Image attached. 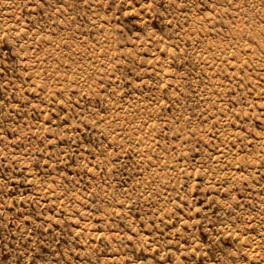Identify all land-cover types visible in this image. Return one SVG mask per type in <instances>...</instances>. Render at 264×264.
Wrapping results in <instances>:
<instances>
[{"label":"rangeland","instance_id":"obj_1","mask_svg":"<svg viewBox=\"0 0 264 264\" xmlns=\"http://www.w3.org/2000/svg\"><path fill=\"white\" fill-rule=\"evenodd\" d=\"M0 264H264V0H0Z\"/></svg>","mask_w":264,"mask_h":264}]
</instances>
